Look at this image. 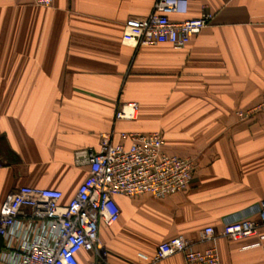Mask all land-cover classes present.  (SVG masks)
I'll return each mask as SVG.
<instances>
[{
    "label": "crops",
    "instance_id": "obj_1",
    "mask_svg": "<svg viewBox=\"0 0 264 264\" xmlns=\"http://www.w3.org/2000/svg\"><path fill=\"white\" fill-rule=\"evenodd\" d=\"M154 1L0 0V211L22 185L59 189L67 202L87 174L75 150L98 148L106 133L128 144L120 132L157 131L166 152L195 158L193 178L164 197L116 195L117 220L99 226L103 256L81 250L80 264H149L177 235L196 249L216 246L220 264H264L251 246L264 225L257 236L219 235L225 219L264 198V113L235 115L264 95V0H188L172 20L213 18L187 45L123 44L124 23ZM126 102L138 104L137 117L115 119ZM207 226L215 238L201 241ZM158 264L184 262L177 253Z\"/></svg>",
    "mask_w": 264,
    "mask_h": 264
},
{
    "label": "built area",
    "instance_id": "obj_2",
    "mask_svg": "<svg viewBox=\"0 0 264 264\" xmlns=\"http://www.w3.org/2000/svg\"><path fill=\"white\" fill-rule=\"evenodd\" d=\"M50 7L54 0H30ZM188 0H155L151 12L123 25L121 41L134 47L168 43L182 48L212 21L213 14L203 11L198 17L172 20L171 14H185ZM138 104H120L115 119L133 120ZM264 113V95L247 109H238L240 120ZM128 144L114 143L111 134L100 136L98 148H80L73 153V164L86 169V177L75 194L63 202V192L55 188L22 185L14 189L0 211V237L3 264H80L81 250L103 256L99 240L101 223L109 226L119 216L116 195L149 194L164 197L186 189L196 169V160L164 150L160 132L122 131ZM1 165V162H0ZM255 213L256 217L248 215ZM264 225V198L247 216L225 219L219 235L229 240L257 236ZM215 238V229L204 227L201 241ZM264 235L251 246L264 254ZM180 253L184 264H220L216 246L196 249L189 239L177 235L160 242L149 259L158 264Z\"/></svg>",
    "mask_w": 264,
    "mask_h": 264
}]
</instances>
